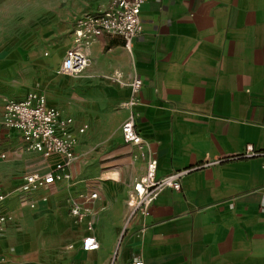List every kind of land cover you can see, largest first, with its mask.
<instances>
[{
    "label": "crops",
    "instance_id": "0c3cea01",
    "mask_svg": "<svg viewBox=\"0 0 264 264\" xmlns=\"http://www.w3.org/2000/svg\"><path fill=\"white\" fill-rule=\"evenodd\" d=\"M107 1L42 4L44 10L56 6L74 24L100 12ZM139 19L141 32L129 51L120 37L99 36L78 47L88 60L80 76L60 75L64 54L73 48L70 34L49 48L48 71L54 73L49 91L32 86L2 98L21 101L30 91L43 95L47 106L71 120L74 153L89 143L86 134L81 136L86 128L98 137L103 127H112L111 122L101 126L94 108L116 110L136 76L141 88L134 129L156 160L155 176L190 171L179 190L160 192L147 216H130L119 237L132 182L145 167L135 158V147L122 143L119 135L108 163L112 169L102 170L103 179L114 182L102 190L112 196L118 189L120 196L105 205L95 192L90 205L97 249L80 250L84 223L68 214L70 198L94 192L84 186L80 163H72L68 182L32 194L34 208L0 201V213L10 216L0 232V257L10 264H108L111 259L113 264H264V0H143ZM113 78L116 83L109 81ZM125 117L120 108L114 121ZM1 119L2 108L4 128ZM4 129L28 155L32 166L27 173L50 172L61 160L25 151L19 133ZM213 161L218 163L210 165ZM22 176L8 182L5 191L15 189Z\"/></svg>",
    "mask_w": 264,
    "mask_h": 264
},
{
    "label": "built area",
    "instance_id": "2783aa9c",
    "mask_svg": "<svg viewBox=\"0 0 264 264\" xmlns=\"http://www.w3.org/2000/svg\"><path fill=\"white\" fill-rule=\"evenodd\" d=\"M143 0H108L100 12L85 14L75 20L71 32L73 48L66 50L58 68V74L75 77L87 66L88 60L78 50V47H87L96 38L102 35L117 36L122 40L126 51L130 50L131 43L141 32L139 19L140 8ZM116 83V79H109ZM128 96L121 102L120 107L125 110L126 117L120 125V138L122 143L132 145L136 149L135 158L144 161V173L132 182V195L126 201L129 216L138 214L147 216L149 206L155 198L165 189L179 190L180 180L190 171L182 169L166 176H155L156 160L147 148L146 142L134 129V109L138 105V94L141 81L132 77L127 83ZM71 120L63 118L55 108L45 103L43 95L27 92L24 99L16 101L5 98L2 105L1 125L19 133L25 151L35 152L43 158L57 155L60 161L53 166V170L44 174L35 172L24 174L20 184L15 188L20 194V203L28 208H34L31 200L32 194L39 190H46L54 182L69 181L68 168L73 158L75 138L69 132ZM84 127L77 130L82 133ZM246 152L252 156V149L247 147ZM213 161L210 165L217 164ZM209 164H204L207 166ZM5 194H0V201ZM97 198L95 192H83L68 200V214L75 223H84L85 235L80 239V250L83 252L95 251L98 247L92 234L94 212L91 203ZM45 201L44 197L40 198ZM10 220L8 214L0 213V232L3 225ZM0 264H10L0 257ZM109 264H113L111 259ZM124 264H142L141 261H128Z\"/></svg>",
    "mask_w": 264,
    "mask_h": 264
},
{
    "label": "rangeland",
    "instance_id": "374dc122",
    "mask_svg": "<svg viewBox=\"0 0 264 264\" xmlns=\"http://www.w3.org/2000/svg\"><path fill=\"white\" fill-rule=\"evenodd\" d=\"M46 2L49 3L51 0ZM43 8L42 0H0V111L4 100L2 96L6 93L32 86L46 88L49 91L47 88L54 84V73L48 71L52 63L48 59L49 48L52 46V49L57 48L54 45L61 44L70 37L73 20L71 23L65 21V15L58 11L56 6L48 10ZM79 76L80 74L74 78ZM120 104L121 102L116 106V110H108L101 105L94 108L96 110L94 114L100 118L102 127L108 122L113 125L110 129L103 127L98 137L91 132L88 133L86 128L81 136L86 134L89 143L81 145L82 148L74 151L72 161L73 164L80 163L86 172L84 186L96 192L105 205L112 196H120L118 189H114L112 196L111 192L102 190L105 183L114 182L104 180L102 170L112 169V165L108 163L113 141L119 137L120 125L124 120L116 123L114 121L121 108ZM0 153L4 154V158L0 159V193H3L5 188L9 187L8 182L31 171L32 163L28 155L21 152L18 138L1 126ZM5 192V198L8 199L10 206L14 203L23 206L18 191L13 189ZM125 207L124 224L119 231V237L130 217L126 204Z\"/></svg>",
    "mask_w": 264,
    "mask_h": 264
}]
</instances>
